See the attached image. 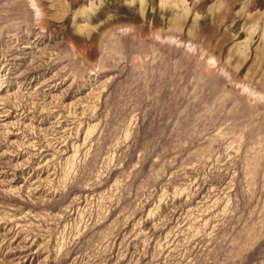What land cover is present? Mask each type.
<instances>
[{"label":"rangeland","instance_id":"rangeland-1","mask_svg":"<svg viewBox=\"0 0 264 264\" xmlns=\"http://www.w3.org/2000/svg\"><path fill=\"white\" fill-rule=\"evenodd\" d=\"M141 1L0 0V264H264V0Z\"/></svg>","mask_w":264,"mask_h":264},{"label":"bare ground","instance_id":"bare-ground-1","mask_svg":"<svg viewBox=\"0 0 264 264\" xmlns=\"http://www.w3.org/2000/svg\"><path fill=\"white\" fill-rule=\"evenodd\" d=\"M52 2L55 4V6H56V9L58 10V16H57V18L58 19H61V18H63V16L65 15V11H66V7L67 6H69L68 4H66L65 5V3L63 2V0H52ZM176 3H181V4H183L185 7H186V0H177V2ZM140 4H141V14H142V16H144L145 15V12H146V7H147V2L146 1H144V0H142L141 2H140ZM162 4H166V2L165 1H163V3ZM175 4V3H174ZM224 3H222V4H220L218 7H217V10H222L223 8H224V6L225 5H223ZM179 5V4H178ZM248 5H250V3L248 4ZM173 6V5H172ZM251 6V5H250ZM250 6H248L247 7V10H248V8L250 7ZM53 7H54V5H53ZM171 7V6H170ZM226 7V6H225ZM188 9V8H187ZM186 8H185V16H183L182 17V20H175V21H177V22H175V24H173L172 25V27L171 28H173V30L174 29H178L179 30V32L180 31H182L183 29V27H184V25H185V22H186V19H187V17H188V15H189V9L187 10ZM228 9H230V8H228ZM227 9V10H228ZM184 10V9H183ZM216 10V9H215ZM223 10H225V9H223ZM222 10V11H223ZM218 13L220 12V11H217ZM225 12V11H224ZM222 13V12H221ZM228 13H229V11H228ZM215 14V13H214ZM217 15V14H216ZM221 15V14H220ZM251 17V16H250ZM264 19V15L263 14H257V15H255V16H253L252 18H250V20H249V22H248V20H247V28H246V30L249 32V35H250V37H249V39L246 41V43L244 44V45H239V46H237L236 48H235V50L233 51V54H239L240 55V57L243 59V61L244 60H246L247 59V57L250 55V45H251V42H252V38L254 37V35L257 33V31H258V29L260 28V23H261V20H263ZM195 27V26H194ZM261 29V28H260ZM90 27L88 26H86V27H81V29H80V31L82 32V33H87L88 35L90 34ZM178 30H177V32L175 33V34H178L179 32H178ZM176 31V30H175ZM193 32V31H192ZM172 34H174V32H172ZM171 34V35H172ZM263 34H264V32H263ZM175 37V36H174ZM263 40H262V43H261V46H260V48L258 49V51H257V55H256V62H257V67L258 68H263L264 69V35H263V38H262ZM107 42V41H106ZM107 44V43H106ZM111 44H113V43H111ZM110 44V45H111ZM105 46V45H104ZM105 49V48H104ZM257 50V49H256ZM240 63L242 64V60L240 59Z\"/></svg>","mask_w":264,"mask_h":264}]
</instances>
